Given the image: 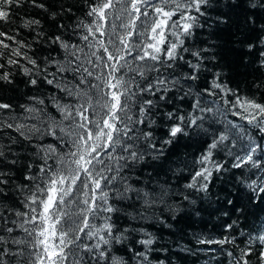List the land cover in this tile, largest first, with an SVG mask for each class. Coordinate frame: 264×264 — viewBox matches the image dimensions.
<instances>
[{
	"label": "snow or ice",
	"instance_id": "obj_1",
	"mask_svg": "<svg viewBox=\"0 0 264 264\" xmlns=\"http://www.w3.org/2000/svg\"><path fill=\"white\" fill-rule=\"evenodd\" d=\"M261 21L264 0H0V264H168L193 216L181 251L264 264Z\"/></svg>",
	"mask_w": 264,
	"mask_h": 264
},
{
	"label": "trees",
	"instance_id": "obj_2",
	"mask_svg": "<svg viewBox=\"0 0 264 264\" xmlns=\"http://www.w3.org/2000/svg\"><path fill=\"white\" fill-rule=\"evenodd\" d=\"M26 14H27L26 12L20 13L21 16H24ZM32 14H35V10H33ZM226 39H227L226 35L223 34L218 38V42L224 45L222 49V56H223L222 63L224 65L231 66V67H225L224 71H226L230 76L235 75V73L237 72L243 73L245 71L243 64L240 65L236 64V60L239 56V53L234 50L236 46L230 43H224ZM235 78L243 86L245 81H250L252 79V76L236 75ZM20 87L23 88V85L21 84ZM194 151H195V145H193L190 148H185L183 145H181L177 148L172 158L177 159L183 157L185 153H190ZM202 215L206 216L207 214L202 213ZM189 224L191 225L190 227ZM207 227L211 228V225H208ZM179 229H184V231L180 232ZM202 229H205V225L201 222L200 218L193 216L191 222L180 220L179 223H176L175 235H173L171 231L168 229L164 230L163 238L165 239V243H167V241H171L168 252V264H204V262L209 259V257L203 253L199 255H190L180 250L181 246L184 245H191L195 247L188 233L192 231H201ZM220 261H223L224 264H227L226 259L223 256H218L217 260L212 261L211 264H218V262Z\"/></svg>",
	"mask_w": 264,
	"mask_h": 264
}]
</instances>
